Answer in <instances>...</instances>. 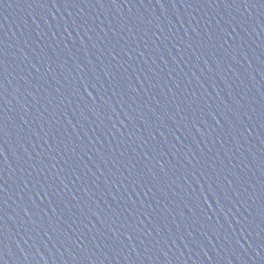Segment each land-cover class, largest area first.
I'll return each mask as SVG.
<instances>
[{"label": "water", "instance_id": "1", "mask_svg": "<svg viewBox=\"0 0 264 264\" xmlns=\"http://www.w3.org/2000/svg\"><path fill=\"white\" fill-rule=\"evenodd\" d=\"M0 264H264V0H0Z\"/></svg>", "mask_w": 264, "mask_h": 264}]
</instances>
